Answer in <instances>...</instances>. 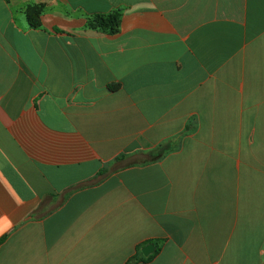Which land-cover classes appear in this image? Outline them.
<instances>
[{
	"label": "crops",
	"instance_id": "crops-1",
	"mask_svg": "<svg viewBox=\"0 0 264 264\" xmlns=\"http://www.w3.org/2000/svg\"><path fill=\"white\" fill-rule=\"evenodd\" d=\"M150 244L264 264V0H0V264Z\"/></svg>",
	"mask_w": 264,
	"mask_h": 264
},
{
	"label": "trees",
	"instance_id": "trees-1",
	"mask_svg": "<svg viewBox=\"0 0 264 264\" xmlns=\"http://www.w3.org/2000/svg\"><path fill=\"white\" fill-rule=\"evenodd\" d=\"M118 22V13L114 12L107 16H97L94 18L92 22L88 23V27L90 28H97L102 31H107L109 33H113L116 28V24ZM172 150L168 148L167 145H159L156 148L150 150L149 152L152 153L151 158L148 160V162L153 161H159L164 158L168 153H170ZM151 258V256L144 258L142 257V254L140 252V247L137 248V254L133 255L127 264H136L138 262L148 261Z\"/></svg>",
	"mask_w": 264,
	"mask_h": 264
},
{
	"label": "water",
	"instance_id": "water-1",
	"mask_svg": "<svg viewBox=\"0 0 264 264\" xmlns=\"http://www.w3.org/2000/svg\"><path fill=\"white\" fill-rule=\"evenodd\" d=\"M155 250L154 245H147L145 247H143L140 252L142 254L143 257L147 258L149 255H151Z\"/></svg>",
	"mask_w": 264,
	"mask_h": 264
}]
</instances>
